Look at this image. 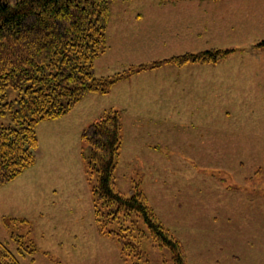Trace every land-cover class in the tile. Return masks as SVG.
<instances>
[{
    "label": "rangeland",
    "instance_id": "374dc122",
    "mask_svg": "<svg viewBox=\"0 0 264 264\" xmlns=\"http://www.w3.org/2000/svg\"><path fill=\"white\" fill-rule=\"evenodd\" d=\"M108 3L113 14L105 30L108 49L94 59L101 73L189 52L174 49L171 39L138 38L133 30L143 22L160 30L158 14L146 12L143 20L136 16L131 22L130 9L186 3L227 13L221 29L226 34L220 33L215 48H237L214 64L144 70L107 93L81 97L67 117L46 123L47 132L60 125L61 140L48 146V137L40 136L36 165L0 186V251L11 253L18 264H174L170 249L150 235L141 215L110 218L114 205L97 201V170L81 131L117 110L122 142L115 187L127 197L135 186L146 195L158 220L179 241L185 264H264V47L255 46L264 39V0ZM209 43L205 50L214 48V39ZM195 71L212 74L214 88L185 77ZM17 95L9 89L0 98V126L11 123V110L3 103ZM96 209L102 213L99 221Z\"/></svg>",
    "mask_w": 264,
    "mask_h": 264
},
{
    "label": "trees",
    "instance_id": "16d2710c",
    "mask_svg": "<svg viewBox=\"0 0 264 264\" xmlns=\"http://www.w3.org/2000/svg\"><path fill=\"white\" fill-rule=\"evenodd\" d=\"M109 0H0V98L7 90L18 95L4 102L11 123L0 126V186L16 178L36 160V125L67 113L90 92L107 93L118 81L147 64L131 66L107 76L94 73L93 61L106 50L105 29ZM255 46L264 47V39ZM233 49L209 48L157 61L215 63ZM90 161L96 166L97 201L114 205L108 215H141L150 235L172 252L174 264H185L179 241L158 220L146 195L137 188L130 196L115 187L114 167L122 142L117 110L103 113L81 131ZM99 221V209L94 211ZM123 229H126L123 227ZM138 245V244H137ZM127 244H123L126 248ZM0 264H18L11 253L0 251Z\"/></svg>",
    "mask_w": 264,
    "mask_h": 264
},
{
    "label": "crops",
    "instance_id": "0c3cea01",
    "mask_svg": "<svg viewBox=\"0 0 264 264\" xmlns=\"http://www.w3.org/2000/svg\"><path fill=\"white\" fill-rule=\"evenodd\" d=\"M182 4L183 5L179 6V7H166V8H156V9H140V8L130 9V14H128L127 18L131 22H132V20L133 21L136 20V16H139L141 18V20H143L142 15L145 14L146 12L157 13L158 17L156 18V20H157L156 26L160 29L156 33L149 26V25H151L150 22L149 23L143 22L142 25H137L134 27L133 33L138 38H141V39H145V38H149L152 40H154L155 38H162L163 40L171 39L173 41V48L174 49L180 50V51H189V53H196V52H200V51L205 50V48L203 47L204 44H210L209 42L212 41L213 39H214V48H215V42H217V39L219 38L220 33L226 34L225 31H222L221 29L225 28L227 26L228 21L226 20L225 17L229 14L219 13V12H208L205 9H202L200 11L198 8L187 7L186 3H182ZM129 15H131V17ZM112 19H113V14H111L109 11L107 23H106V29L108 26V22L112 21ZM118 23L119 22H116V24H118ZM120 34H121V32H120ZM105 38H106V33H105ZM208 46H212V45H208ZM222 46L223 47H230L229 49H233V51L236 50V48H237L236 46H231V45H229V46L222 45ZM106 48L108 49V46ZM225 49H227V48H225ZM106 51L107 50H105V52ZM193 51H195V52H193ZM233 51H231V52H233ZM184 53H188V52H183L180 54H184ZM180 54H176V55H180ZM176 55H173V56H176ZM139 62H145V61L142 60ZM188 63H190V64H188ZM188 63H187L188 66L195 67V66H198L197 63H202V62L196 61V62H188ZM163 64H170V65L175 64V65L181 66V65H179L175 62H172V61L163 62L160 65L155 66V67H149L148 66V68H144V69L141 68L142 70H138V71L134 72L132 75H130L128 78H125L122 80H127V79L135 76L138 73L147 72L144 70H149L148 72H151V73L157 72L160 69H162L161 67ZM211 64H214V63H211ZM131 66H134V65H130L127 68H129ZM127 68H124V69H127ZM93 69H94V73L97 76H107V74H108V73H101V70L98 67L94 68V61H93ZM186 76H188L189 78H191L193 80H199L201 85L203 84V82L205 80L206 85H208L211 89L214 88L213 87L214 86V77L210 73L206 77V76H203L202 73H200V72L197 73L195 71V72L185 73V77ZM122 80H120V81H122ZM120 81H118V82H120ZM118 82H116L113 85V87ZM195 84H198V83L196 82ZM184 88H186V87H184ZM198 90H200V88ZM90 93H97V92H90ZM90 93H86L83 96H87L88 98H90V97H92L91 95H94V94H90ZM69 114H70V112H67V113H65V115L60 116L57 119L65 118ZM50 120L51 119L42 120L36 125V134H37V138H38V143L40 141V136H43V134H44L49 139L48 140V146L49 145L51 146L55 142V140H58V139L61 140L60 137H58V133H61V135H59V136H61V138L63 135V132L61 131L62 129H61L60 125H59V127H56L55 130H48V132L44 131L45 124L49 123V122H53V120L52 121H50ZM63 128L69 129L68 127H63ZM83 128L84 127H82V129ZM68 138H69L68 131H66V134L64 137V142L68 143ZM55 149L56 148L51 147L50 152H54ZM38 153H40V151ZM38 153L36 151V154H38ZM44 154L45 153H43V155ZM49 155H51V154H49ZM32 165H36L35 161ZM29 167L25 168V170L28 169Z\"/></svg>",
    "mask_w": 264,
    "mask_h": 264
}]
</instances>
